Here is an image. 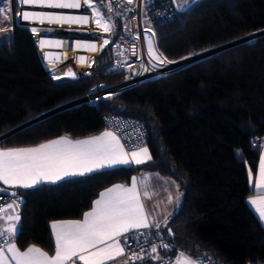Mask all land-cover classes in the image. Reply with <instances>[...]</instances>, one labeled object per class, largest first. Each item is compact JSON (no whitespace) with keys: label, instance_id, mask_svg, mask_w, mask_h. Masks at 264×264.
<instances>
[{"label":"trees","instance_id":"1","mask_svg":"<svg viewBox=\"0 0 264 264\" xmlns=\"http://www.w3.org/2000/svg\"><path fill=\"white\" fill-rule=\"evenodd\" d=\"M10 11L11 25L5 30L0 17V134L123 77L122 71L109 69V42L87 74L54 79L40 59L32 28L16 21V2ZM104 13L115 25L108 33L111 41L123 34V22ZM261 30L264 0H203L153 23L157 48L167 61ZM110 113L144 122L151 159L14 188L22 199L18 247L34 244L53 252V220L79 219L102 189L116 182L127 185L133 176L152 171L173 179L181 192L180 206L157 229L178 249L211 264L264 263V227L247 202L254 194L249 170L256 173L264 136V33L102 97L97 104L58 110L1 138L0 148L33 146L62 135L89 136L105 129L103 117Z\"/></svg>","mask_w":264,"mask_h":264},{"label":"snow or ice","instance_id":"2","mask_svg":"<svg viewBox=\"0 0 264 264\" xmlns=\"http://www.w3.org/2000/svg\"><path fill=\"white\" fill-rule=\"evenodd\" d=\"M18 2L22 6H41L54 9H81L86 7L91 11V20L97 27L102 28L104 33L113 31L115 25L111 23V16L104 14L95 6L94 0H7L9 6ZM131 5L134 0H126ZM144 2V0H142ZM175 3L176 0H173ZM195 0H193V3ZM5 3V0H0ZM187 4L188 0H184ZM113 11L111 3L107 8ZM0 17L10 20V15L5 8L0 7ZM24 21H38L49 24H88L90 17L87 14L70 16L56 13H36L24 11ZM33 34L37 29L32 28ZM151 31V29H146ZM41 48L45 47L46 41L40 39ZM109 44L104 39L100 45ZM57 46H61L57 44ZM75 47L79 48L77 44ZM96 50L95 44L87 46ZM149 55L152 59L159 60L161 64L171 63L162 54L153 50V43L148 41ZM48 54L45 53V58ZM81 62L83 57H77ZM64 76H75L69 69L63 73ZM54 79H60L54 76ZM259 146V145H257ZM151 159L146 147H140L128 152L120 142V138L113 131H104L100 135L82 140H72L67 136H61L30 147H14L0 149V183L12 187L33 188L41 183H57L75 176H84L94 171L111 168L116 165H140ZM149 177L142 179L132 178L130 186L114 185L100 193V196L92 204L90 211L83 213L80 220L57 221L51 224L52 234L55 239V254H49L39 247L29 246L21 251L17 248L16 238L20 232L18 213L19 202L13 201L7 205L12 209V214L0 217L5 220L4 227H0V264H108L117 257L127 255L134 261H142L146 256L152 260H159L157 245L151 246V252L145 253L141 246L140 251H128L129 240L135 239L131 236L134 231L141 229H160L161 224L154 220L142 199L151 198L148 185L145 183ZM253 182L252 171L249 170V183ZM256 198H250L249 203L264 221V152L259 159L258 173L255 176ZM6 191V189H0ZM16 196V193H12ZM179 196H177V201ZM168 202H172L169 196ZM0 206V212L5 211ZM168 217L165 216L164 225H167ZM168 234L172 235L169 228ZM144 235V233H140ZM159 235V232L156 233ZM139 243V241H137ZM160 247L168 249V243H161ZM155 254V255H152ZM126 264V262H125ZM175 264H201L199 259L193 260L189 254L179 253Z\"/></svg>","mask_w":264,"mask_h":264},{"label":"built area","instance_id":"3","mask_svg":"<svg viewBox=\"0 0 264 264\" xmlns=\"http://www.w3.org/2000/svg\"><path fill=\"white\" fill-rule=\"evenodd\" d=\"M109 3H111L113 7L112 12L107 11ZM16 4L18 7L16 21L19 24L26 25L30 28H41V30L37 31L36 41L34 42V44L38 51L40 59L48 72L54 74L57 73L58 69H62L66 66H70L68 67V69H71L72 71H78L80 75H85L89 72L91 64L96 58V55H98L97 53L102 49L100 47V45L103 43L102 38L95 39L92 34L81 35L79 36L80 38L78 37L75 40L73 45H67L64 42V36L62 34L58 32H48L43 29L49 27L70 28L74 30L85 31L91 28L90 25L74 26L54 23L49 24L45 22L39 23L38 21H24L22 19V13L24 11H58L74 13L73 9H54L39 6H22L18 2H16ZM102 9L105 12H108V14H111L122 20L123 22V34L117 36L111 41L109 40L111 48V63L109 69L122 71L123 80L111 84H102L89 90L84 95H82L83 97H81V102L77 104H80L82 102L97 104V101L102 97L116 94L125 87L140 83L143 80L149 78H153L158 74L160 75L179 68L173 67L176 63L164 64V66L166 67L160 69H154L153 67H151L148 61L149 52L147 50L145 41V32H149L152 41L157 51L159 52L156 45L155 33L153 31V23L167 21L173 17L175 8L172 1L170 3L169 0H159V2L155 4L151 3L149 6L144 7V3L142 2V0H136V5H129L127 4L126 0H103ZM142 10H144L145 16H147L149 22L151 23V31H146V29H149V27L146 28L142 24ZM77 13L87 14L91 19V11L86 7H82ZM30 33L33 34L31 30ZM42 38L52 40L54 42L53 46L45 45V47L41 48L39 41ZM85 40H90L87 41L88 45L93 42L96 45V50L93 51L88 47L84 49L83 43L86 42ZM57 44H60L61 46H57ZM77 44L80 45L79 48L75 47ZM66 49H68L69 51H67ZM45 53L48 54L47 58H45ZM77 57H83L84 61L81 62L77 59ZM122 85L126 86L122 87ZM111 87H114L112 88L113 90H108V92L105 93L101 92L102 90ZM94 94L96 95L93 96ZM103 123L105 129H109L118 135L126 149H136L143 145H146L149 132L142 120L130 115L110 113L103 117ZM13 199L14 196L0 193V206H3L5 208L8 204L12 203ZM3 212H0V216L3 215ZM141 232L144 233L143 236L140 235ZM157 232L159 231L153 228L141 229L138 232L134 231L133 233H131V236L135 237V239L129 240L128 251L139 252L142 246L145 253H150L151 246L155 244L157 245L158 253L160 255V259L156 261V264H168L175 256V254L180 252L181 250L178 249L175 244L162 233L159 232V235H156ZM137 241H139V243ZM161 243H168L170 247L168 249L162 248L160 247ZM123 256L129 264H134V261L132 259H129L127 255ZM149 258L151 257L146 256L144 260L136 261L135 264L144 263ZM193 259H199L201 261V264H211V261L208 258L193 257Z\"/></svg>","mask_w":264,"mask_h":264},{"label":"crops","instance_id":"4","mask_svg":"<svg viewBox=\"0 0 264 264\" xmlns=\"http://www.w3.org/2000/svg\"><path fill=\"white\" fill-rule=\"evenodd\" d=\"M147 1H152V0H144V2H147ZM171 1H172V3L174 4L176 10H182V9H178V8L176 7V5H175V3L173 2V0H171ZM192 2H193V0H191L190 2H188V4H187L186 6L188 7L189 5H191ZM94 4H95V6H96V7H97V8H98V9L104 14L105 17H108V15H106V14L104 13V10L102 9V6H101V5L98 6V4L96 3V1H94ZM132 4H133V5H136V0H134V2H133ZM144 7H145V5H144ZM187 7H186V8H187ZM184 9H185V8H184ZM111 23H112V22H111ZM92 24L95 25L94 22H92ZM91 28H92V27H91ZM97 29L100 30V31H97L96 34H100V33H102L101 35H99L100 38H103V39L106 38V39L109 40L108 33H104L103 30H102V28H101V29L97 28ZM58 33H60V34H62V35L64 36V42H65L67 45H73V43L75 42V40H76V39L79 37V35H80V33L69 32V31H67V32H66V31H60V32H58ZM44 40H45V38H44ZM85 41H86V42L83 43V48H84V49L87 48V46H88L87 41H90V40H85ZM53 44H54V42L52 41V42L49 44V46H51V45L53 46ZM91 44H94V43L91 42ZM66 50L69 51L68 49H66ZM106 130L111 131V130H109V129H104V130H102V131H100V132H98V133H95V134H92V135H89V136H85V137H82V138H71V137H69V136H67V137H69V138L72 139V140H82V139H87V138H90V137H93V136L100 135L102 132H104V131H106ZM62 136H66V135H62ZM117 136H118V135H117ZM59 137H61V136L55 137V138H53V139H56V138H59ZM50 140H51V139H50ZM46 141H48V140H46ZM46 141H44V142H46ZM120 142L122 143L121 139H120ZM42 143H43V142H42ZM39 144H40V143H39ZM122 144H123V143H122ZM37 145H38V144H37ZM123 145H124V144H123ZM33 146H35V145H33ZM260 146H261V151H260V155H261V153L264 152V136H263V137L261 138V140H260ZM24 147H30V146H24ZM124 147H125V146H124ZM141 147H146V148L148 149L147 145H143V146H141ZM13 148H14V147H13ZM139 148H140V147H139ZM0 149H7V148H0ZM136 149H138V148H136ZM136 149H126V147H125V150L128 151V152H131V151L136 150ZM148 152H149V154H150L149 149H148ZM130 165H132V164H130ZM118 166H127V165H116V166H114V167H118ZM114 167H111V168H114ZM258 168H259V163H258ZM258 168H257V170H256V173L253 175L252 187H253V190H254V194H253L252 196H250V197L247 199V202H248L249 206L251 207L252 211L254 212V214L256 215V217L258 218V220L260 221V223L262 224V226L264 227V221H262V220L259 218V214L256 212L255 208H254L253 206H251L250 203H249V199H250V198H256V197H257V193H256V191H255L254 184H255V176H256L257 173H258ZM104 169H109V168H103V169H100V170H104ZM97 171H99V170H97ZM94 172H95V171H94ZM145 176L149 177V179H148L147 181H145V183H147V185H148V191H149L150 194H151V198H150V199H149V198H144V197L142 196V199H143V201H144V203H145V207H146V209H147L149 212L152 213V216L154 217V220H155L156 222H159V223L161 224V226H162V225H164L163 222H164L165 216H167L168 219H169L170 216H171V215H172V214L178 209V207L180 206V203H181V200H182L181 192H180V190L178 189L177 184H176V182H175L173 179H171V178H169V177L161 176V175H159V174H157V173H155V172H152V171H143V172H141V173H139V174H137V175H135V176H133V177H137L138 180H139V179H142V178L145 177ZM133 177H132V178H133ZM62 181H63V180H62ZM59 182H60V181H59ZM131 182H132V179H131L130 183L127 184V185H124V184L119 183V182L113 183V184H111L110 186H108V187L102 189V190L100 191V193H101V192H104V191H105L106 189H108V188L113 187L114 185L130 186V185H131ZM46 183H48V182H45V184H46ZM41 184H44V183H41ZM0 186H1V187H5V188L12 189L13 191H14V188H18V187H12V186L3 185L2 183H0ZM14 193H15V191H14ZM100 193H99L98 196L93 200V202L99 198ZM261 195H264V193H261ZM169 196L172 197V202H171V203L168 202V198H169ZM177 196H179V200H178V201H177ZM13 201H18V202H19V207H20V205H21V201H22L21 197H19V196L16 194V196H14ZM13 201H12V203H13ZM93 202H92V204H93ZM91 208H92V206H91L88 210H86V211H90ZM5 209H6V210L3 212V215H1L0 217H7L8 215H11V214H12V209H7V206L5 207ZM86 211H85V212H86ZM18 213H19V208H18ZM82 218H83V215H82V217L79 218V219H57V220H53V221L51 222V224H52L53 222H57V221L80 220V219H82ZM4 226H6V225H5V220H4V219H0V227H4ZM50 226H51V225H50ZM153 229H155V228H153ZM52 236H53V234H52ZM53 242H54V250H53V252H47V251H45L44 249H42V248H40V247H39V248H40L41 250L47 252V253L49 254V256H52V255L55 254V239H54V236H53ZM16 245H17V244H16ZM29 246H36V245H34V244H30V245L26 246V247L23 248V249L20 248V247H18V245H17V248H18L19 250H21V251H24V250H26ZM36 247H38V246H36ZM179 253H186V252H184V251H180V252L176 253L175 256L172 258V260H171L168 264H175V261L177 260V256H178ZM186 254H188V253H186ZM190 256H191V255H190ZM191 258L193 259L192 256H191ZM193 260H194V259H193ZM125 262H126V264H128V262H127V260L125 259V257H124V256H120V257H117V258H116L115 260H113V261H109L108 264H125ZM144 264H156V260H152L151 258H149V259H147V261H145Z\"/></svg>","mask_w":264,"mask_h":264},{"label":"rangeland","instance_id":"5","mask_svg":"<svg viewBox=\"0 0 264 264\" xmlns=\"http://www.w3.org/2000/svg\"><path fill=\"white\" fill-rule=\"evenodd\" d=\"M94 1H96V0H94ZM191 0H188V2H190ZM203 0H195V2L193 3H191V4H197V3H201ZM96 3L98 4V6L101 4V0L100 1H96ZM144 3V2H143ZM188 4V3H187ZM187 4H185L184 3V0H176V2H175V5H176V7L178 8V9H184V8H186L187 6ZM174 5V4H173ZM0 7H3V8H5V10H6V12H8V14L10 15V13H11V11H9V6L7 5V0H5V3H0ZM18 8V7H17ZM174 8H175V6H174ZM176 9V8H175ZM10 10H11V5H10ZM142 13H143V17H142V24H143V26L144 27H149L151 30H152V27H151V23L149 22V19L147 18V16H145V14H144V10H142ZM17 14H18V12H17ZM2 18V30H5L6 28H8L10 25H11V15H10V20H4L3 19V17H1ZM91 20V19H90ZM92 21V20H91ZM90 21V22H91ZM89 26V25H88ZM91 26V25H90ZM33 28V27H32ZM97 28H99V27H97V25L95 24V25H93L92 24V28H90V29H88V30H74V29H70V28H49V27H46V28H44L43 30H45V31H48V32H60V30L61 31H69V32H72V31H74V32H76V33H80V35L79 36H81V35H90V34H92V36L95 38V39H99L100 38V36L99 35H101L102 33H100V34H96V32L97 31H100V30H98ZM37 29V31H39V30H41V28H36ZM99 29H101V28H99ZM261 31H264V30H261ZM4 33L2 32L1 33V35H3ZM31 34V33H30ZM255 34V33H254ZM254 34H251V35H249V36H251V37H249V39H252L253 37H254ZM36 34H31V37H32V39H33V42H35L36 41ZM80 38V37H79ZM42 39H44V38H42ZM103 39V38H102ZM241 39V38H240ZM248 39V38H247ZM104 40V39H103ZM149 40H151L152 41V38H151V35L149 34V32H145V41H146V47H147V50H148V41ZM238 40V39H237ZM45 41H46V45H48L49 46V44L52 42V40H48V39H45ZM152 43H153V41H152ZM52 46V45H51ZM103 47H105V45L103 46ZM211 49H213V48H211ZM211 49H208V50H206V51H204V52H207V51H209V50H211ZM153 50H154V52L155 53H157V54H159V52L157 51V49H156V47H155V45H154V43H153ZM222 50V49H221ZM220 51V50H219ZM99 52H100V50H99ZM98 52V53H99ZM148 52H149V50H148ZM97 53V54H98ZM202 53V52H201ZM214 53H216V52H214ZM214 53H212V54H214ZM205 55V54H204ZM201 54L200 53H198V54H195V55H190V56H187V57H184V58H182V59H179V60H176V61H170L171 63H176L173 67H175V68H177V67H180L181 65H184L186 62L188 63V62H192V61H195V59L196 60H198V58L200 59L201 58ZM96 57H97V55H96ZM163 58V57H162ZM203 58V57H202ZM95 60V59H94ZM148 61H149V64H150V66L151 67H153L154 69H160V68H163V67H166V66H164V64H161L160 62H159V60H156V59H152V57L149 55V57H148ZM160 63V64H159ZM165 64H167V63H165ZM178 65V66H177ZM68 67H70V66H66V67H63L62 69H58V71H57V73H54V74H52L53 76H60V75H63V73H65V72H67L69 69H68ZM172 69V68H171ZM72 72H74V73H78V71H76V70H74V71H72ZM170 72V71H169ZM79 74V73H78ZM159 75V74H158ZM123 79L121 78L120 80H118L119 82L120 81H122ZM117 81V82H118ZM115 83V82H114ZM111 84V83H110ZM137 84V83H136ZM135 85V84H134ZM131 86H133V85H131ZM131 86H128V87H131ZM128 87H125V88H128ZM125 88H123V89H125ZM122 89V90H123ZM81 97H83V96H80V97H78V98H76V99H74V100H72V101H70V102H67V103H65V104H62V105H60V106H58V107H63V108H60V109H58V110H62V109H64V108H66V107H69V106H72V105H75V104H77V103H79V102H81V100H82V98ZM81 98V99H80ZM58 107H56V108H58ZM56 108H54V109H56ZM58 110H56V111H58ZM56 111H54V112H56ZM47 112H49V111H47ZM47 112H43V113H41L40 115H38V116H36V117H34V118H32V119H36V118H39V117H41L42 115H45V114H47ZM54 112H52V113H48L45 117H48L49 115H51V114H53ZM45 117H43V118H45ZM32 119H30L29 121H31ZM42 119V118H41ZM40 120V119H39ZM37 121V120H36ZM35 121V122H36ZM28 122V121H27ZM27 122H24V123H27ZM24 123H22L21 125H23ZM28 125V124H27ZM27 125H25V126H27ZM25 126H23V127H25ZM23 127H21V128H23ZM16 128V127H15ZM15 128H13V129H15ZM13 129H11V130H8L7 132H5V133H3V134H0V137H2V138H4L5 136H8V135H10V134H12L13 132H15V131H17V130H15V131H13V132H11V133H9L10 131H12ZM19 130V129H18ZM7 133H9V134H7ZM7 134V135H6ZM2 140V139H1ZM0 140V141H1Z\"/></svg>","mask_w":264,"mask_h":264},{"label":"water","instance_id":"6","mask_svg":"<svg viewBox=\"0 0 264 264\" xmlns=\"http://www.w3.org/2000/svg\"><path fill=\"white\" fill-rule=\"evenodd\" d=\"M151 3H152L151 1H147V2H144V5H145V6H149ZM262 33H264V31H258L257 33L254 34V37L257 36V35H260V34H262ZM249 37H251V36H246V37H243V38H241V39H238V40H235V41H232V42L226 43V44H224V45H221V46L215 47V48H213V49H211V50H209V51H207V52H202V53H200V54L202 55L201 58L204 57V56L210 55V54H212V53H214V52H217V51H219V50H221V49H224V48H226V47H229V46H232V45H234V44H237V43H240V42L246 41V40L249 39ZM247 38H248V39H247ZM204 54H205V55H204ZM198 59H199V58H198ZM195 60H196V59H195ZM188 63H189V62H188ZM185 64H187V63H185ZM185 64H184V65H185ZM180 67H181V66H180ZM60 108H63V107H58V108H56V109L49 110V112L52 113V112H54V111H56V110H58V109H60ZM49 112H47V114H48ZM47 114L42 115V116L39 117V118L32 119L31 121H28L27 123H24L23 125H19V126H17L15 129H13L12 131H10L9 133H11V132H13V131H15V130L20 129L21 127H23V126H25V125H27V124H30V123H32V122H35L36 120H39V119L45 117ZM9 133H7V134H9ZM7 134H6V135H7ZM0 189H6V191H0V193L7 194V195H10V196H13L12 193H14V191H13L12 189L5 188V187H0Z\"/></svg>","mask_w":264,"mask_h":264},{"label":"bare ground","instance_id":"7","mask_svg":"<svg viewBox=\"0 0 264 264\" xmlns=\"http://www.w3.org/2000/svg\"><path fill=\"white\" fill-rule=\"evenodd\" d=\"M39 7H41V6H39ZM79 10L80 9H73V11H74V13H66V12H58V11H37L36 13H56V14H64V15H70V16H78V15H82V14H80V13H77V12H79ZM91 21V20H90ZM89 21V23L88 24H86V25H84V24H67V23H65V24H63V25H82V26H88V25H91V27H92V21L90 22ZM45 23H48L47 21H45ZM55 24V23H54ZM178 66V65H177ZM121 85V84H120ZM114 86H117V85H114ZM124 86H126V85H124ZM123 85H122V87H124ZM112 88H114V87H111V88H107V89H104V90H102L101 92H103V93H105V92H108V90H113ZM100 92V93H101ZM96 94H94L93 96H95ZM2 137H0V139H1Z\"/></svg>","mask_w":264,"mask_h":264}]
</instances>
